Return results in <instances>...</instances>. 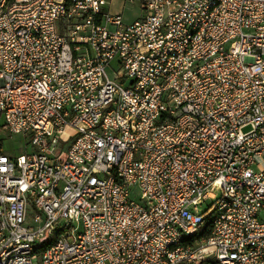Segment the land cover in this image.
Segmentation results:
<instances>
[{
	"label": "built area",
	"instance_id": "1",
	"mask_svg": "<svg viewBox=\"0 0 264 264\" xmlns=\"http://www.w3.org/2000/svg\"><path fill=\"white\" fill-rule=\"evenodd\" d=\"M107 4L0 0V264H264V0Z\"/></svg>",
	"mask_w": 264,
	"mask_h": 264
},
{
	"label": "rangeland",
	"instance_id": "2",
	"mask_svg": "<svg viewBox=\"0 0 264 264\" xmlns=\"http://www.w3.org/2000/svg\"><path fill=\"white\" fill-rule=\"evenodd\" d=\"M142 0H108V12L111 14H120L123 18V22L129 24L136 19L141 18L144 15L140 4ZM108 76L111 79L115 78L114 70L111 68L107 69ZM29 138L22 134L19 135H9L7 133H2L0 135V145L3 151L9 156H18L23 153H28L31 151L28 145ZM134 194L131 198L136 200L137 191L133 189ZM32 220L28 217L26 225L30 224Z\"/></svg>",
	"mask_w": 264,
	"mask_h": 264
},
{
	"label": "trees",
	"instance_id": "3",
	"mask_svg": "<svg viewBox=\"0 0 264 264\" xmlns=\"http://www.w3.org/2000/svg\"><path fill=\"white\" fill-rule=\"evenodd\" d=\"M209 234V223H206L201 230L194 236L195 238L204 237Z\"/></svg>",
	"mask_w": 264,
	"mask_h": 264
},
{
	"label": "crops",
	"instance_id": "4",
	"mask_svg": "<svg viewBox=\"0 0 264 264\" xmlns=\"http://www.w3.org/2000/svg\"><path fill=\"white\" fill-rule=\"evenodd\" d=\"M107 7H108V4H107ZM107 11H108V9H107ZM111 14V13H110Z\"/></svg>",
	"mask_w": 264,
	"mask_h": 264
}]
</instances>
